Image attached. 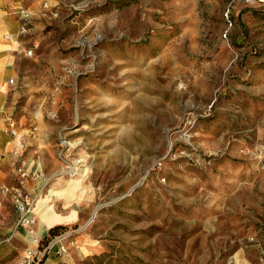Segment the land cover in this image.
<instances>
[{
	"label": "rangeland",
	"instance_id": "1",
	"mask_svg": "<svg viewBox=\"0 0 264 264\" xmlns=\"http://www.w3.org/2000/svg\"><path fill=\"white\" fill-rule=\"evenodd\" d=\"M18 42L24 186L77 242L47 263L264 264V0H41Z\"/></svg>",
	"mask_w": 264,
	"mask_h": 264
},
{
	"label": "crops",
	"instance_id": "2",
	"mask_svg": "<svg viewBox=\"0 0 264 264\" xmlns=\"http://www.w3.org/2000/svg\"><path fill=\"white\" fill-rule=\"evenodd\" d=\"M40 2L41 0H0V199L3 201V206L0 210V234L10 233V236L15 239H19L23 235L26 246L31 244L33 236L28 234L23 227L19 226V213L15 210L8 197H3L1 188L7 186L5 184L10 181L11 171L14 172L13 166H15V164H21L26 170L33 172V175L31 176L33 181L29 185V189L32 191H36L41 184L40 177L42 172L38 166V163H33L31 166H26V163L22 158L24 149L22 150L20 157H17L13 154L15 146L13 140L15 139L7 129L6 123V118L10 116V113L8 107L5 106L4 95L6 93L5 91L7 85V71L5 67L13 59L14 51L20 45L18 39L14 40L21 25L20 10H24L28 14H31L32 11L38 9ZM10 36H13L14 38L11 39ZM16 123L18 130L23 136V142L25 143L23 129L18 127V122ZM12 186L14 185L11 184L7 187ZM29 194L33 199L34 204V213L36 216L34 232L37 236L41 237L50 227L66 222L62 220V216L64 215L56 212L53 206L48 203L46 204V207H50L51 209L47 208L45 210H39L37 213V203L42 196L39 195V198L36 200L32 197L31 193ZM61 194L67 200L73 197V191L71 188L64 190ZM44 200L46 199L44 198ZM10 221L14 222L13 225L9 226ZM3 245L4 247H2ZM0 251L1 255L3 256H10L12 252H14L10 244L3 243L2 241H0ZM20 258H18L14 264H16ZM48 260L49 259L46 257L44 262L46 264H52L47 263Z\"/></svg>",
	"mask_w": 264,
	"mask_h": 264
},
{
	"label": "built area",
	"instance_id": "3",
	"mask_svg": "<svg viewBox=\"0 0 264 264\" xmlns=\"http://www.w3.org/2000/svg\"><path fill=\"white\" fill-rule=\"evenodd\" d=\"M20 14V29L15 38L13 36H10V38H14V40H17L19 36L27 32L28 30L29 14L24 10H20ZM27 53L31 54L32 49L29 48L27 50ZM6 123L7 129L15 139L13 154L17 157H20L21 152L24 149L23 136L17 128L15 119L9 116L6 118ZM14 174L17 181L16 185L12 187H2L1 193L3 197H8L15 210L19 213V226L23 227L28 234L33 236L31 244L25 248L23 256L16 262V264H46L44 260L46 258V255L50 252H54L55 254L60 256L67 254L69 246L77 243L74 239L70 242L67 240L72 233L67 232L57 234L51 237L46 242V245L43 248L40 247L41 237L37 236L33 229V226L36 222L33 199L26 191L24 186L28 178L33 175V172L26 170L21 164H16L14 167ZM2 206L3 201L0 199V210ZM47 230L45 231V233H47Z\"/></svg>",
	"mask_w": 264,
	"mask_h": 264
},
{
	"label": "trees",
	"instance_id": "4",
	"mask_svg": "<svg viewBox=\"0 0 264 264\" xmlns=\"http://www.w3.org/2000/svg\"><path fill=\"white\" fill-rule=\"evenodd\" d=\"M65 230V227L62 224H56L50 227L43 236H41L40 247L43 248L46 245V242L53 236L60 234Z\"/></svg>",
	"mask_w": 264,
	"mask_h": 264
}]
</instances>
